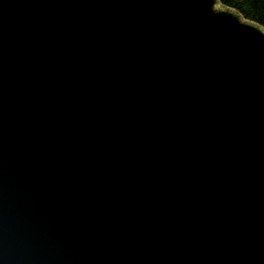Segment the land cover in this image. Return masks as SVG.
<instances>
[{
	"label": "water",
	"instance_id": "obj_1",
	"mask_svg": "<svg viewBox=\"0 0 264 264\" xmlns=\"http://www.w3.org/2000/svg\"><path fill=\"white\" fill-rule=\"evenodd\" d=\"M0 264H264V29L0 0Z\"/></svg>",
	"mask_w": 264,
	"mask_h": 264
},
{
	"label": "trees",
	"instance_id": "obj_2",
	"mask_svg": "<svg viewBox=\"0 0 264 264\" xmlns=\"http://www.w3.org/2000/svg\"><path fill=\"white\" fill-rule=\"evenodd\" d=\"M220 3L264 29V0H220Z\"/></svg>",
	"mask_w": 264,
	"mask_h": 264
}]
</instances>
